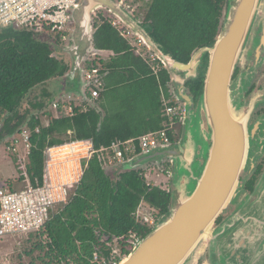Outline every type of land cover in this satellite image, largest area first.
I'll return each mask as SVG.
<instances>
[{"label":"trees","instance_id":"trees-1","mask_svg":"<svg viewBox=\"0 0 264 264\" xmlns=\"http://www.w3.org/2000/svg\"><path fill=\"white\" fill-rule=\"evenodd\" d=\"M226 1L149 0L136 16L177 60L187 62L195 50L214 42ZM114 21L102 10L94 14L95 56L100 51L111 54L86 63V68L98 69L100 80L87 88L89 101H82L86 108L72 102L71 112L59 107L56 116L41 110L20 115V108L31 91L66 77L70 70L71 62L60 55L63 50L58 40L49 42L28 30L10 27L0 34V123L4 120L0 140L4 132L12 135L21 125L29 133L28 159H14L18 175L0 180L3 186L20 190L42 184L49 147L88 140L93 148L83 162L81 181L70 188L67 203L43 228L30 232L36 241L27 254H38L34 257L38 262L30 264L118 263L131 252V237L141 240L153 228L138 218L141 204L158 211L157 221L169 212L171 190L149 183L145 169L122 168L113 174L104 167L106 152L114 154L115 143L133 140L136 150L131 156L140 154V138L165 129L170 123L166 108L175 104L173 83L163 64L151 55L144 56L131 35L123 33ZM188 85L190 93L198 95L204 80L201 77ZM93 90L98 91L96 97ZM44 94L49 97L50 93ZM33 107L40 108L37 104ZM14 118L18 122L12 127ZM183 130V121H177L167 132L172 144L180 140ZM165 163L172 169L169 161ZM116 241L121 256L113 257Z\"/></svg>","mask_w":264,"mask_h":264},{"label":"water","instance_id":"water-1","mask_svg":"<svg viewBox=\"0 0 264 264\" xmlns=\"http://www.w3.org/2000/svg\"><path fill=\"white\" fill-rule=\"evenodd\" d=\"M263 3L227 0L214 42L195 50L187 62L177 60L119 0H79L73 7L70 16L75 26L63 47L71 61L65 75L69 95L89 101L84 63L97 53L94 14L106 9L163 64L185 111L180 140L133 155L121 164L123 169L137 170L169 161L172 188L169 212L115 264H198L207 252L208 264H264L258 247L245 245L246 238L251 239L250 244L256 242L258 228L263 226L264 174L253 193L244 191L240 175L249 158L248 117L239 91L231 87L234 68L244 55ZM201 77L204 85L195 107L186 83ZM238 200L243 203L215 227L225 209Z\"/></svg>","mask_w":264,"mask_h":264},{"label":"built area","instance_id":"built-area-1","mask_svg":"<svg viewBox=\"0 0 264 264\" xmlns=\"http://www.w3.org/2000/svg\"><path fill=\"white\" fill-rule=\"evenodd\" d=\"M78 2L79 0H0V34L10 27L28 30L40 37L49 35L51 41L60 40L66 45L75 26L70 16L71 11ZM138 40L143 43L139 37ZM84 78L89 82L88 87L100 84L98 69L95 67L85 69ZM92 94L96 97L98 91L93 90ZM179 104L167 106L165 115L169 117L170 123L165 129L150 132L140 138L141 153L162 145H172L167 132L174 129L178 119L183 121L185 114L183 106ZM28 140L26 136L27 143ZM112 149L122 164L135 152L136 145L130 140L115 143ZM92 152V143L88 140L49 147L45 152L42 184L10 190L0 181V237L43 228L58 211L57 206L67 203L70 187L81 181L84 174L83 162ZM155 223L156 219L150 224L154 226ZM138 242L139 239H136L133 245Z\"/></svg>","mask_w":264,"mask_h":264},{"label":"rangeland","instance_id":"rangeland-1","mask_svg":"<svg viewBox=\"0 0 264 264\" xmlns=\"http://www.w3.org/2000/svg\"><path fill=\"white\" fill-rule=\"evenodd\" d=\"M119 1L136 16L146 6L147 1L149 0H119ZM101 10L104 12V14L114 18L115 24L118 25V27L123 31V33H127L131 35L129 36L132 37L133 43L138 46L139 50L142 52L144 56L151 55L152 59L154 58L157 59L155 55L152 54L143 43H140V41L138 40V36L131 34L128 31V29L125 27V25L122 22H120L112 13H110L106 9H101ZM52 35L56 36V34H52ZM42 38H44V40L46 41L52 42L51 39L49 38V35H45ZM58 45L59 48L63 50L65 43H62L60 42V40H58ZM60 55L68 59L66 53L63 52L60 53ZM95 55L96 53H93L87 58V60L84 63V70L87 69L86 62L88 60L91 63L93 60L98 59L99 57H103L105 59L109 57L108 52L99 53L98 56ZM68 82L69 80L67 77H62L51 80L50 82L35 88L29 94L22 108H20V115H25L29 112V116H30V114L36 112L38 113V111L41 110V112L48 111L52 115L56 116L58 114L57 112L59 107L65 108L66 111H68L69 113L72 111V109L70 108L72 102L75 106H81L82 108H86L85 104H83L82 102L83 101L82 98H78L74 95L68 94V89H69V85L67 88ZM45 91L46 92L48 91L50 93L49 97L45 96L44 94ZM172 91L174 92L173 94H175V97L172 99V101L176 103V101L178 100L176 98V93L174 91L173 84H172ZM36 104L39 105L40 108L34 109L33 105ZM179 105L183 106L181 102ZM178 121L180 120L178 119ZM17 122L18 119L15 118L12 121L11 125H16ZM43 123L45 125L48 124V120L46 117L43 118ZM0 124L2 126L4 124V120H2ZM1 126H0V130L2 131L3 127ZM19 129L23 130V132L21 133L18 132ZM24 129L25 127L21 125L19 126V128L16 129L15 133L12 135H7V133L5 132L3 133L4 138L0 140V180L1 181H6L7 179L9 180L17 177L18 174L15 168V161H14L15 158L22 159L25 162L28 159L27 156L29 151V143L26 142V136H28L29 133L27 131H24ZM106 154H107L106 157L107 161L106 164H104V167L110 170L113 174L118 173L122 169V167H121V163L118 161L115 155V152L113 154L112 152H110V150H107ZM143 169H145L146 177L149 183H151L152 185H158L164 189L171 190L172 183H171L170 173L172 169H170V166L167 163L163 162L162 164H160V166H157L156 164L153 163H149L147 167ZM61 206L62 205H58L57 209H59ZM157 213H158L157 210H154L150 208L147 204L142 203L137 211V216L142 222L151 225L150 223L151 221L155 220ZM147 220H149L150 222ZM34 241H36L35 236L33 237L32 235H30V232L29 233L22 232V233L0 237V264H30L32 261L38 262L34 259V257L38 255L37 253L30 255L27 254V252L32 249V245ZM129 242L132 244L136 242V239H134V235L131 237ZM204 255L205 253H203L202 257H204ZM115 256H121L120 248L117 245V241L113 244V257Z\"/></svg>","mask_w":264,"mask_h":264},{"label":"flooded vegetation","instance_id":"flooded-vegetation-1","mask_svg":"<svg viewBox=\"0 0 264 264\" xmlns=\"http://www.w3.org/2000/svg\"><path fill=\"white\" fill-rule=\"evenodd\" d=\"M202 78L204 80V77ZM191 81L188 80L186 83L188 89V83ZM231 87L233 90L237 89L239 91L242 110L245 113V117H248L249 158L246 169L240 175V183L243 185L244 191L251 194L264 174V3L260 7L256 21L251 29L244 55L234 68ZM189 94L193 95L190 91ZM200 94L201 91L198 95H193L195 97V107ZM262 193V201H264V188ZM241 203L243 201L238 200L237 204L229 205L225 212L216 220L215 227L221 224ZM262 209L264 210V208ZM260 214L262 215L261 212ZM262 225V227L258 228L259 235L256 238V242L250 244L251 239L246 238L245 245L246 247H255L256 245L259 250L258 257L262 258L261 262L263 263L264 220ZM208 258L207 252L204 257L200 258L198 264H208ZM231 261L229 259L230 263Z\"/></svg>","mask_w":264,"mask_h":264},{"label":"crops","instance_id":"crops-1","mask_svg":"<svg viewBox=\"0 0 264 264\" xmlns=\"http://www.w3.org/2000/svg\"><path fill=\"white\" fill-rule=\"evenodd\" d=\"M102 52H108V51H100L99 53H102ZM108 53H109V56H110L111 53L110 52H108ZM68 84H69V82L67 83V88H68Z\"/></svg>","mask_w":264,"mask_h":264}]
</instances>
